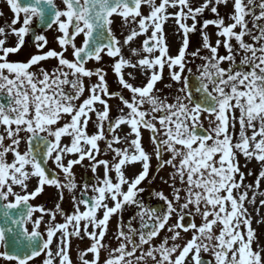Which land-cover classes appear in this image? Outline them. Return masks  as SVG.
I'll use <instances>...</instances> for the list:
<instances>
[{
    "label": "snow or ice",
    "instance_id": "snow-or-ice-1",
    "mask_svg": "<svg viewBox=\"0 0 264 264\" xmlns=\"http://www.w3.org/2000/svg\"><path fill=\"white\" fill-rule=\"evenodd\" d=\"M6 4L13 18L7 30L0 27V260L35 264L43 256L42 264H73L72 238L87 237L91 244L78 251L79 264H100L102 250L108 252L103 264H264V244L252 227L253 212L264 223V0ZM221 6L230 11L221 15ZM206 11L214 18L201 19ZM169 19L182 37L175 55L163 29ZM210 26L216 29L214 44ZM49 31L56 33L58 49L45 51L49 40L43 33ZM195 33L201 47L189 51V37ZM10 36L16 38L12 46ZM28 36L38 54L26 61L10 60ZM141 36V46L131 47ZM205 51L209 54L203 55ZM105 57L119 91L110 90L105 67H88L90 62L102 65ZM51 59L57 62L53 68L42 66ZM188 64H195V70ZM165 68L182 85L176 95L158 94L156 84ZM138 73L144 77L141 85L132 82ZM86 79L91 82L87 86ZM112 99L119 101L115 118L110 115ZM90 123L92 134L87 131ZM144 130L150 133L151 151L143 144ZM109 153L111 160L100 158ZM153 158L157 173L165 167L173 170L163 180L170 195L150 192L158 206L146 204L141 196L146 191L142 183L151 184ZM252 160L260 170L246 183L254 175L248 169ZM137 164L139 170L126 175ZM76 165L90 170L94 182L85 176L78 185ZM33 179L36 185L30 190ZM45 186L58 191L53 209L30 203ZM65 191L71 214L62 208ZM129 207L136 211L125 221ZM114 216L119 222L113 248L104 241ZM182 232L191 234L183 244L178 243Z\"/></svg>",
    "mask_w": 264,
    "mask_h": 264
},
{
    "label": "flooded vegetation",
    "instance_id": "flooded-vegetation-1",
    "mask_svg": "<svg viewBox=\"0 0 264 264\" xmlns=\"http://www.w3.org/2000/svg\"><path fill=\"white\" fill-rule=\"evenodd\" d=\"M57 2L59 3V0H57ZM0 12H3V14H4L2 17H0V27H5L6 30H7V25L10 23L11 19L13 18V13L10 11V8L7 6L6 0H0ZM116 30H117V35H119L121 29L119 28V20L118 19H117ZM43 34H45L47 36L48 40H49V44L47 45V48L45 49V51L48 48H56V49H58V45L55 42L56 33L52 32V31H49V32H46V33H43ZM125 34H127L126 31H125ZM121 39H122V37H121ZM143 39H144V36L138 37L135 40V42L132 43L131 47L139 48L141 46V44H142ZM15 40H16V38L14 36H10L8 38V46L14 45ZM177 41H178L177 38H173L172 43H173L174 46H177ZM34 54H38V53H37L36 48L32 44L31 36H28V37L25 38V45L22 48V50L20 52L16 53V54H10L9 59L12 60V61H26L28 58H30L31 55H34ZM124 54H125V56L129 55V52H128L127 48L124 50ZM67 56H68L69 59L72 58L71 54H70V51L67 54ZM56 63L57 62L54 59L41 62L42 66L45 67L46 69L53 68L56 65ZM110 63H111V61L109 60V58L105 57L104 62H103L102 65H95L92 62H90L88 67H97V66L105 67V69L108 71L107 79H108V84H109L110 90L111 91H119L120 88H119V86H118V84L116 82V78H115L114 74L112 73L111 69L108 67V65ZM94 81H95V78H93V81H91V82H94ZM91 82L86 79L85 80V85L87 86ZM132 82L137 84V85H141L144 82V77L141 76L138 73L137 74V79L135 81H132ZM169 84L171 85V88H172V86L174 85V81L171 80L169 75H165L163 77V79L161 81L157 82V84H156V88L160 90V92L158 94H164V96H169V90L171 88L165 87L166 85H169ZM85 95H87V93ZM123 95L125 97H128L130 94L125 90L123 92ZM109 103L112 106L110 115L113 118H115L116 116L119 115V112L117 110V105L119 104V101L117 99H112V100L109 101ZM94 119H95V116H93V120ZM87 131H88L89 134H92L93 132H95L94 125H92L90 123ZM124 131L126 132V131H128V129L124 128ZM144 136L146 137L145 140L149 142L150 133L147 130H144L143 137ZM64 142L67 143L68 140L65 139ZM99 143H100V148L103 150L105 148L104 142L101 141ZM23 148H24V145L22 144L21 145V149H23ZM111 157H112V153H109L107 156H101L100 158L111 160ZM10 159H11V157H9V160ZM84 163H85V165H87L88 162L85 161ZM138 168H139V164H137L135 166H130L126 170V175L131 176L133 174V172L138 170ZM57 171H59V170H57ZM100 171L102 173V169ZM73 172L75 174L76 183L78 185L82 184L83 178L85 176L88 178V182L90 184L94 182L93 179H92V175L93 174L91 173L90 170L85 172V169L83 167H81L79 165H76V166H74ZM171 172L172 171L167 170V169H161L157 173L156 172V167H155L154 170H153V174L149 177V180H151V184H149L148 182H145V183L143 182L142 183L141 186L144 187L146 189V191L143 194H141V196H142V199L145 201L146 204L152 205L151 202H150V200H151L150 192L152 190L163 191L166 194L170 193V189H169L168 186L162 185L160 187H155V183L157 182L158 178L163 180L164 179V174H168V173L170 174ZM113 176H114V173H113ZM153 177H154V179H153ZM60 178H61V180H63V174L62 173L60 174ZM77 194H79V193H77ZM89 195H92V193L89 192ZM64 197L65 198H64L63 203H62V208H63V210H64V212L66 214H68V213L71 214L73 212V205H72L71 198H70L69 194L67 193V191H65ZM41 202L43 203V205L45 207L47 205H50V206L52 204L55 205L58 202V191H57V189H56V195L54 196V199L52 201H50L48 203L43 202V201H41ZM135 211H136V209L134 207L126 208L124 210V213H123L125 221H127V219L131 215H133L135 213ZM118 222H119V217H116V216H114L110 220V222H109V230H108V233H107V235L105 237V241H104V243L110 245L113 248L117 246V241L113 237H114V233L117 230ZM133 226L134 227H139L138 221H134L133 222ZM75 238H77V237H75ZM82 240H84L86 242V248H88L90 246V244H91V241L87 237L83 238ZM107 255H108L107 250H102L101 251L100 264H103V261L107 258ZM86 258L91 260L92 259V254L89 253V255ZM71 259H72L73 262H77L79 264L78 254H72Z\"/></svg>",
    "mask_w": 264,
    "mask_h": 264
},
{
    "label": "rangeland",
    "instance_id": "rangeland-1",
    "mask_svg": "<svg viewBox=\"0 0 264 264\" xmlns=\"http://www.w3.org/2000/svg\"><path fill=\"white\" fill-rule=\"evenodd\" d=\"M169 10H171V9H169ZM142 11L144 12L145 15H147L149 10H148L147 7H144V8H142ZM219 11H220L221 15H224L226 12L230 11V8L226 9V8H224V7L221 6L220 9H219ZM205 13H207V18H208V19H212V18H214L213 14H211L210 11H206ZM167 22H168V24H169V23L174 22V21L171 20V19H169ZM166 26H167V25H165V23H164V24H163V29H164V33H165V35L167 34ZM175 26H176V25H175ZM210 27H211V28H209L207 31H208V33H209V35H210V38H211L212 43L214 44V43H215V40L217 39V37L215 36L216 29H215L214 27H212V26H210ZM193 35L195 36V39H194V43L192 42V45L190 44V49H189V51H193V50H195L196 48L201 47V43H202V41H201L200 36H199L198 34H193ZM166 37H167V36H166ZM178 37H179V41L177 42V46L172 45V47H173V49H172V50H173V55H175V54L177 53L178 48L181 46L180 44H181L182 37H181V36H178ZM191 37H192V34H191ZM246 39H247V38H246ZM190 41H191V39H190ZM167 42H168V41H167ZM233 43H234V41H233ZM168 44H169V46H171V42H168ZM219 51H220V54H221V55H224V54H225V51H224L223 48H221ZM202 54H203V55H208L209 53H208L207 51H205V52H203ZM195 63H196V64H199L200 61L197 60ZM188 67H192L193 70H195V64H188ZM176 90H177V89L175 88V95L177 94V93H176ZM239 159H240L241 164H243V163H244V158L241 156ZM248 169L252 170L253 173H254V175H253L252 177H248L247 180H246V183H252V182L254 181V179H255V174H258V172H259V170H260V165H259L255 160H252V161L248 164ZM248 169H244V171H247ZM35 185H36V180L33 179V180L30 182V190H31V188L34 187ZM50 188H51V190H54V187H48V189L46 190V194H44L43 198H45V195H46V196H49V195H50V194L48 193L49 190H50ZM261 189L264 190V181L261 182ZM16 190L19 191V188H17ZM250 195H251V194H250ZM50 196H51V197H54L55 194H51ZM39 197H40V198H39ZM37 198H39V200H41V194H40ZM35 201L37 202L38 200H35ZM38 203H40V201H38L37 204H38ZM246 206L249 208V211H253V208H252L251 205H246ZM260 212H261V216H264V209H261ZM35 215L38 216L39 213H37V214H35ZM253 217H254V219H253L252 227H253V229L255 230L256 234H257V238H258L259 242H260L261 244H264V223H258V222H257L258 218L255 216V212H253ZM200 222H201L200 219L197 218V219H196V223L199 224ZM28 226H29V228L31 227L30 224H29ZM163 235H165V234H161V237H160V238H157V240L161 242V239H162ZM181 235H182L183 239H182V240H179L178 243L183 244V243H185V242L188 240V238L191 239V234H190V233H189V234H184V233L182 232ZM254 248H255V244H254ZM53 249H55V248H54V245H53ZM0 250H2L1 247H0ZM70 252H71V254H74V251H73L72 247H71V251H70ZM204 256L209 257L207 254H205ZM209 258H210V257H209ZM39 262H41V259H40V260H39V259L36 260V261H35V264H37V263H39ZM0 264H7V262H6V261H3V260H0Z\"/></svg>",
    "mask_w": 264,
    "mask_h": 264
},
{
    "label": "water",
    "instance_id": "water-1",
    "mask_svg": "<svg viewBox=\"0 0 264 264\" xmlns=\"http://www.w3.org/2000/svg\"><path fill=\"white\" fill-rule=\"evenodd\" d=\"M3 209H0V214H2ZM13 212H15L16 210H12ZM0 226H2V216H0Z\"/></svg>",
    "mask_w": 264,
    "mask_h": 264
}]
</instances>
